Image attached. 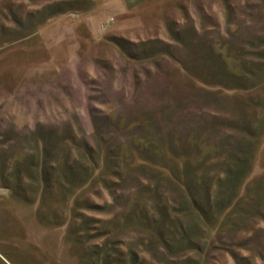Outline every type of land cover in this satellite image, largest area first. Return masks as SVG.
Here are the masks:
<instances>
[{"label": "rangeland", "instance_id": "rangeland-1", "mask_svg": "<svg viewBox=\"0 0 264 264\" xmlns=\"http://www.w3.org/2000/svg\"><path fill=\"white\" fill-rule=\"evenodd\" d=\"M0 264H264V0H0Z\"/></svg>", "mask_w": 264, "mask_h": 264}, {"label": "trees", "instance_id": "trees-1", "mask_svg": "<svg viewBox=\"0 0 264 264\" xmlns=\"http://www.w3.org/2000/svg\"><path fill=\"white\" fill-rule=\"evenodd\" d=\"M217 58V57H216ZM210 59H211V57H210ZM238 177L240 176V175H237ZM234 180L235 179H232V178H227V179H225V181H226V183L228 184V185H231V184H235L236 182H237V180H236V182L234 183Z\"/></svg>", "mask_w": 264, "mask_h": 264}]
</instances>
